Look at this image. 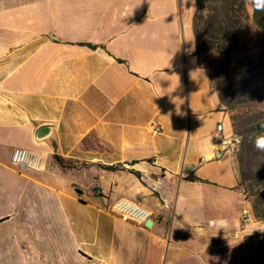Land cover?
Returning <instances> with one entry per match:
<instances>
[{"label":"crops","instance_id":"1","mask_svg":"<svg viewBox=\"0 0 264 264\" xmlns=\"http://www.w3.org/2000/svg\"><path fill=\"white\" fill-rule=\"evenodd\" d=\"M194 13V0H0L1 264H264V222L240 224L237 152L213 140L233 129L198 66ZM14 148L40 169L13 168ZM117 200L149 227L113 214Z\"/></svg>","mask_w":264,"mask_h":264},{"label":"trees","instance_id":"2","mask_svg":"<svg viewBox=\"0 0 264 264\" xmlns=\"http://www.w3.org/2000/svg\"><path fill=\"white\" fill-rule=\"evenodd\" d=\"M195 1V13L193 16V31L196 42V56L198 66L202 69L207 70L209 80L212 86L216 89L222 106L228 112L235 111L237 105L249 103L247 109H254L250 112L239 113L238 115L231 118L233 133L236 136L242 137V147L252 148V142L246 135L250 134V137H257L264 134V114L262 111L257 110V106L264 102V89L260 88L259 85H264V75L258 71H253L255 79L250 75L249 67L243 64L244 68L239 72V79L236 77L232 79L230 88L225 90L222 84H219V77L216 76V66L213 61L206 62L203 52L209 50L210 41L205 40L203 35L200 34V30H206L211 27L205 22L203 13L208 14L210 20L215 19L217 27L224 33L218 40L217 43H221L226 46L228 43H238L239 39H242L247 33V27L244 25L246 14L240 13L236 10V0H208L211 2L210 7H205L203 0ZM244 9L242 3L244 0H239ZM252 21L258 28L264 43V22L259 19V11L255 4L252 5ZM219 17V18H218ZM245 19V20H244ZM212 28V27H211ZM231 52L239 50L238 46H232L229 48ZM221 64V63H220ZM222 65V64H221ZM225 68V66H223ZM222 67V68H223ZM252 74V75H253ZM260 78V79H259ZM252 117L251 121H247ZM249 139V140H248ZM54 160L62 168H74L64 164V161L59 156H54ZM243 158L238 159L240 169H242ZM111 169V168H109ZM242 174V173H241ZM243 179V177H242ZM244 181V179H243Z\"/></svg>","mask_w":264,"mask_h":264},{"label":"rangeland","instance_id":"3","mask_svg":"<svg viewBox=\"0 0 264 264\" xmlns=\"http://www.w3.org/2000/svg\"><path fill=\"white\" fill-rule=\"evenodd\" d=\"M203 1L206 8L211 6L210 1ZM242 4L244 9L241 10L242 5L239 0H236V10L242 14H246V21H243V23L248 29L246 35L242 39H239L238 43H228L226 46L217 43L223 32L217 27L215 19L210 20L208 14H202L205 22L212 27L209 30L208 28L206 30H200V34L203 35L204 39L210 41L209 50L204 51L203 56L207 58L205 60L207 63L210 61L215 63L216 76L219 77V84H222L225 90L230 88L233 77L239 79L240 73L237 71H241L244 68L243 64L249 67L248 70L252 72L250 76L253 79L256 78L253 71H258L264 75V43L258 28L251 19L253 12L252 5L255 4L259 11V19L264 22V0H244ZM234 45L238 46L239 50L231 52L229 48ZM259 86L264 89V85ZM247 104L249 103L237 105L236 110L233 112H228L224 109L228 112L230 121L236 114L254 110L247 109L250 106ZM257 110L262 111L261 113L264 114V102L257 106ZM251 120L252 117L247 119L248 122ZM246 136L251 140L252 148L247 147L246 149L242 147V137L236 136L234 133L231 138L236 143L235 151L237 152L238 159L243 158L241 173L248 195L250 196V213L253 220L256 219L257 221L264 222V147H257L256 143L258 138L264 137V134L257 137H250V134Z\"/></svg>","mask_w":264,"mask_h":264},{"label":"built area","instance_id":"4","mask_svg":"<svg viewBox=\"0 0 264 264\" xmlns=\"http://www.w3.org/2000/svg\"><path fill=\"white\" fill-rule=\"evenodd\" d=\"M153 132L158 133L160 129L158 127L151 126ZM222 126L217 125L213 133V140L215 145L222 151L228 149L235 151L236 143L233 142L232 138L224 139L221 136ZM10 165L17 171L22 172L25 170H39L40 163L38 159L33 157L31 153L23 148H14L10 154ZM244 195L246 191L243 190ZM110 210L113 214L117 215L120 219L126 222H132L136 224H144L151 218V212L142 208L138 204L130 203L124 200L115 201ZM253 217L248 208L241 210L240 224L241 226H247L252 223Z\"/></svg>","mask_w":264,"mask_h":264},{"label":"clouds","instance_id":"5","mask_svg":"<svg viewBox=\"0 0 264 264\" xmlns=\"http://www.w3.org/2000/svg\"><path fill=\"white\" fill-rule=\"evenodd\" d=\"M257 147H264V137H260L257 139Z\"/></svg>","mask_w":264,"mask_h":264},{"label":"water","instance_id":"6","mask_svg":"<svg viewBox=\"0 0 264 264\" xmlns=\"http://www.w3.org/2000/svg\"><path fill=\"white\" fill-rule=\"evenodd\" d=\"M42 130V129H41ZM149 225H150V221H147L146 223H145V226L146 227H149Z\"/></svg>","mask_w":264,"mask_h":264}]
</instances>
